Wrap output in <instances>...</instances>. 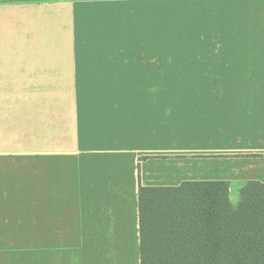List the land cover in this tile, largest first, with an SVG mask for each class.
Segmentation results:
<instances>
[{
  "label": "crops",
  "instance_id": "0c3cea01",
  "mask_svg": "<svg viewBox=\"0 0 264 264\" xmlns=\"http://www.w3.org/2000/svg\"><path fill=\"white\" fill-rule=\"evenodd\" d=\"M161 1H0V264H140V184L264 182V0H174L168 44Z\"/></svg>",
  "mask_w": 264,
  "mask_h": 264
},
{
  "label": "trees",
  "instance_id": "16d2710c",
  "mask_svg": "<svg viewBox=\"0 0 264 264\" xmlns=\"http://www.w3.org/2000/svg\"><path fill=\"white\" fill-rule=\"evenodd\" d=\"M30 1V0H0ZM140 264H264V182L139 186Z\"/></svg>",
  "mask_w": 264,
  "mask_h": 264
},
{
  "label": "rangeland",
  "instance_id": "374dc122",
  "mask_svg": "<svg viewBox=\"0 0 264 264\" xmlns=\"http://www.w3.org/2000/svg\"><path fill=\"white\" fill-rule=\"evenodd\" d=\"M161 6L157 7V11H160L162 16V41L164 43H174V38L170 34H173L174 30V0H162L160 2ZM161 7V10H160ZM166 51L171 52L170 50H164V61L165 60H172L174 59V56H168L165 55ZM174 52V51H173ZM188 83H194L193 87H203L204 82H172L173 86L172 88H185L187 87ZM236 85V82H211V87L213 88H229ZM168 88H171L170 83L168 85ZM134 264V263H133Z\"/></svg>",
  "mask_w": 264,
  "mask_h": 264
}]
</instances>
